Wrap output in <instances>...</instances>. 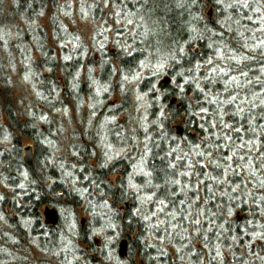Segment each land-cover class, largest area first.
I'll return each instance as SVG.
<instances>
[{
    "label": "trees",
    "instance_id": "16d2710c",
    "mask_svg": "<svg viewBox=\"0 0 264 264\" xmlns=\"http://www.w3.org/2000/svg\"><path fill=\"white\" fill-rule=\"evenodd\" d=\"M61 1L17 0L11 10L18 19L24 17L25 20L21 19L33 23L52 9L51 17L55 20L52 19L51 23L57 34L53 44H58L63 39L68 40L72 37V33L63 22L66 16L59 13L69 12L65 10L67 7L63 1L60 7ZM80 1L84 6L81 5L83 10H89L92 14L94 11L96 20L101 26L104 25V31L100 33L102 39L100 60L96 61L91 57L84 63L80 56L70 60H60L56 56V48L50 46L51 41L45 29L41 27L42 29L37 31L34 24L28 25L26 32H23V29L16 30L17 49H11L15 51V55L11 54L10 58L3 59L0 52V113L3 117L2 121L0 116V185L3 186L0 190V264H24V260L29 261L28 257L19 254L20 247L15 241L23 237L15 225L16 215L30 222L32 219L36 221L35 229L39 227V232L35 231L33 235L38 236L40 247L44 248L53 259L56 258L55 253H60L61 262L56 258L57 264H63L65 259L66 264H69L73 255L80 254L78 251L71 252V249H69L71 255L62 254L65 246L63 247L64 237L58 227L59 224L57 226L44 224L41 213V208L51 203L54 196L58 203L49 205L56 211L64 207L73 211L81 209L78 189L69 186V175L62 173L65 170L58 171L59 167L56 164L57 157L61 156H58L59 148H55V145L57 142L60 143L61 133L58 134L57 130H54L57 128L56 125L45 124L42 127L40 123L47 119L48 115H52L53 110L65 108L67 102L74 98L68 87L70 74L77 70L81 73L83 65L89 64V68H98L99 78L103 84L113 85L117 78L120 79L111 65L114 60L117 61L114 65L119 67L118 70L124 73V76L132 77L142 70L141 61L154 63L167 59L169 52L177 45H183L186 52L191 48L200 55L193 56L190 53L189 56L181 59L179 65L169 61V69L166 72L168 76L158 86L156 82L159 76L153 77L151 73L138 83L140 92L147 93L149 99L150 128L147 131L139 129L137 136L138 140L145 141L143 144L150 150L147 151L146 169L153 173L150 178L153 186H148L146 181L149 177L142 175L137 178L138 188L128 186L122 179H119V184L114 187L110 177L118 172L116 171L118 166L115 164L112 166L114 169L100 167L99 170L88 165L83 173L77 171L73 175L78 177L82 188L89 195L105 194L111 203L113 202L108 208L110 216L106 224L116 226V231L111 234L116 235L118 232L119 236L124 237L118 247L123 240H127L128 243L125 256L120 255L119 248L116 252L120 260L126 259L129 264H264V235H262L264 234V187L261 186V182L264 181V168L260 167L264 165V105L260 103L264 100V54H262L264 48L255 50L241 48L243 40L236 35L235 30L238 26L235 24H232V31H226L223 42L218 38L214 39L222 48L223 43H227L230 47L238 49L236 52L238 56L252 57L239 66L228 59H217L214 50L207 48L206 45L210 41L206 38L193 41L190 45L185 43L192 35L190 32L192 27L203 29L204 23L209 19V9L214 6V0ZM106 2L109 4V11L106 7L104 12ZM250 3L254 7L260 6L263 14L264 4L257 5L256 0H250ZM244 11L253 16L254 20L258 19L253 11ZM8 12L7 0H0L1 27L5 25L7 28L11 22L13 26L17 25ZM110 12L118 18V21L131 19L135 27L139 25L140 29L134 27V30L130 31L131 29L119 28L121 31L118 32L119 37H110L108 35L110 25L105 23ZM201 16L203 19H199ZM218 18L223 19L222 16ZM241 23L252 29V31L241 29L250 46L257 43V40L252 39L253 32L258 39H264V33L256 31L260 27L259 24L247 20H242ZM215 30L221 31L219 25L215 26ZM238 40L240 43H237ZM109 44L118 46L119 54L116 58L112 57L109 50H104ZM216 46L214 45V48ZM35 50H38L41 59H34ZM224 53L226 56L231 55L227 48H224ZM12 56L15 59L18 56L23 59L30 58L29 65L32 63L37 73L34 76L35 89L47 114L40 111L37 106L34 107L35 115L28 117L27 121H23L18 114L14 106L15 102L9 93V80L12 79L10 66L14 69L18 67L16 60L8 61ZM207 57L213 58V65L206 63ZM197 61L202 65L201 69L188 72V68L195 69ZM214 67L225 69L228 75L225 76L219 71L212 72L211 69ZM28 68L30 71L31 67ZM46 68L50 71L49 75L42 73ZM240 68L248 72L247 77L240 75ZM59 70L64 73L66 89L58 81L61 78L57 77ZM177 72H184L189 78L196 77L192 83L184 85V92H181L172 80L175 76L176 82L184 84L183 78L176 76ZM91 74L99 73L90 70ZM205 75H210L212 82L206 80ZM232 76L237 78L239 86L230 82ZM257 77L260 78L259 81ZM249 80L252 81L251 84L248 83ZM197 81L200 87L204 88V92L196 88ZM153 84L157 86L158 91L152 90ZM128 88L123 91L124 99L121 105L109 111V105L105 104L101 115L105 114L106 119L108 115L109 118L116 119L119 115L128 112L131 103ZM85 93L87 92L81 88L76 97H83ZM230 95H236L237 100L231 104L224 103ZM57 96L58 99L55 101ZM238 106L243 107L244 112L233 116ZM201 108H206L208 111L202 113ZM221 114L224 123L232 125L231 129L223 126ZM213 123L217 127H211ZM236 128H240L239 133L234 130ZM58 129L62 132L64 127L60 126ZM126 131L124 124L118 138L116 133L112 132V140L115 139L116 142L121 137V140L128 142L127 145L131 144L132 133L127 134ZM77 134L78 132L74 135ZM89 134L91 135L92 132ZM227 136L231 139H226ZM80 138L79 135L75 138L76 147L72 151L75 152L76 158L72 160L82 164L87 163L94 155L93 152H88L86 155L85 149L87 151L90 149L88 144L80 141ZM27 140L33 142V165L27 164L24 157V142ZM242 143L244 147H240ZM197 145L199 147H196ZM209 152L212 153L211 157L208 156ZM199 153H204V156L201 157ZM176 156H182L184 159L177 161ZM225 156H233V159L225 161ZM241 156L245 159L241 160ZM213 159L220 168H216L211 162ZM189 163L194 167H187ZM120 164L119 162L118 165ZM170 164H176L177 167L172 169L169 167ZM228 164H232V168H228ZM222 169H227V172ZM181 172H190L192 175L181 176L179 175ZM85 174L89 175L86 182L83 181ZM173 179H179L181 183L175 185L171 183ZM165 180L169 183L165 184ZM155 185L162 187L156 188ZM6 190H11L12 194L5 192ZM153 193L155 196L151 201L145 199ZM140 195H143V198ZM65 198L66 202L62 201ZM141 199H145V203H142ZM85 200L87 201V198ZM99 200L103 202V199ZM99 200H96V203ZM159 200L165 201L166 207L163 212L159 211L162 207ZM19 203H24L26 206H21ZM8 208L12 210L10 213ZM30 208L33 211L27 214L26 211ZM154 212L155 216L152 215ZM173 213L175 216L172 215ZM146 216L149 219H145ZM197 219L200 221L199 224L195 223ZM93 233L84 230L80 225L78 239L77 237L74 239L85 247L80 255L85 256H83L85 264H107L102 255L101 260L99 256H92L98 255V250L93 244L94 239L91 238ZM87 246L89 250L86 249ZM85 252L87 255L91 252V255L87 256ZM72 264L81 263L76 261Z\"/></svg>",
    "mask_w": 264,
    "mask_h": 264
},
{
    "label": "rangeland",
    "instance_id": "374dc122",
    "mask_svg": "<svg viewBox=\"0 0 264 264\" xmlns=\"http://www.w3.org/2000/svg\"><path fill=\"white\" fill-rule=\"evenodd\" d=\"M67 7L65 10H69L66 14L59 12L63 14L62 16L65 17V21L63 22L66 24V27L70 32L72 33V37L68 40L63 39L61 43L53 44L54 41L57 39V34H55L54 27L52 26L51 20H55V18L51 17L52 9L48 10L41 19L38 21H34L33 23H30L28 20L24 21V17H20L18 19L14 14L12 13L11 7L15 6V3L17 0H7L8 4V15L12 18H14V22L17 24L16 26H13L11 22V25L8 24L7 28L4 25V27H1L0 25V52L2 53L3 59L10 58V55H15V51L11 50L12 48L14 50L17 49V43H16V30L19 31V29H23V32H26L27 26H35V29L38 31L42 29L43 27L45 31L48 34L50 42V46L55 47L56 49V56L59 57L60 60H65V56H70L71 59L75 57H81L84 60V63L88 62V59L93 57L96 61L100 60L102 58V53L100 49L102 48V39H100V33H102L103 26L99 24V21L96 20V16L92 12H89V10H83L82 9V3L80 0H62ZM62 1L60 3V7L62 4ZM82 5V6H81ZM107 5V6H106ZM109 4L107 2L105 3V9L107 7V10L109 11ZM7 7V6H6ZM84 7V6H83ZM85 13L87 14L85 16ZM264 14V10H263ZM7 15V19H9ZM23 18V19H21ZM107 18V17H106ZM105 23L110 25L108 28L109 36L110 37H119L118 32H121L119 28L122 29H131L130 31L134 30L135 24L128 23L129 19H122L118 21V18L114 16L111 12L108 15V18L105 19ZM24 21V22H23ZM27 23V24H26ZM7 25V22H6ZM21 25V26H19ZM262 25H260L261 27ZM137 30L140 29L139 25H136L135 27ZM43 29V30H44ZM145 29V28H144ZM2 39V41H1ZM48 40V41H49ZM109 50L112 54V57H117L119 54V48L116 47L113 44L107 45L104 50ZM34 59H41V55L38 52V50H35L33 52ZM33 59V61H34ZM110 59V58H109ZM14 60L17 61L18 67L17 68H11L12 72V79L9 80V93L12 96V99L14 100L16 107V110L18 114L21 116L23 121H27L26 119L30 116L35 115V109L34 107L37 106L40 111H43V113L47 114V110H45L41 104V99L39 97V94L37 93L35 86L36 83L34 81V76L37 74L35 72L34 66L29 65L30 64V58H22L21 56H18L17 59H15L13 56L8 61L13 62ZM111 60V59H110ZM161 60H158L157 62L154 61V63H149L145 61V63L148 65L147 67L142 68L141 71H138L140 75L139 80H132L131 77H129L128 81H125L123 79L124 73H121L120 70H118V66L114 65L117 61H113L112 67H114V73L116 75H119L120 79H116L113 83V85H106L101 82L99 75L100 72H98V68H89L88 65H83L82 72L79 73L77 70L75 73L70 74L69 78V84L68 87L72 91V95L74 98L70 99L69 102H67V106L61 110H53V114L48 115L47 119H44L41 123L42 127H44L45 124L47 125H56L57 128L54 130L56 133L60 134V143L57 142L55 145V148H59V154L56 159V164L58 165V171L65 170L62 173L68 174V179H70L69 186L72 187V189L76 188L78 189V193L80 194L81 198V209H78L76 211H73L72 209L62 208L58 210L60 223H59V229L61 230V234L64 237L63 242V253L66 255H71L69 253V249H71V252L78 251L80 254L83 253L85 250V247L82 243H79L74 241V239L79 235L80 231V225L83 226L84 230H88L94 232L91 235V238L94 239V246L98 250V255H92L94 257L99 256L101 260V255L104 257V262L107 264H129L128 260H120L117 258L116 252L118 251V245L120 241L124 238L123 236H119L118 232L116 235L111 234L116 231V226H112L110 224L109 226L106 224V221H108V216H110V212L108 211L109 206L113 203H111V200L104 194L101 195L92 193L89 195L83 188L82 183L78 179L77 176L73 175L77 171L78 172H84L86 166L90 165L93 169L99 170L100 167H105L107 169H111L112 166L117 165L118 168H116L117 173L111 175V183H113L114 187H117L119 184V179L125 180L128 186L132 187L131 185H137V178L139 176H142L143 174L139 171V161L140 157L144 156V159L146 163L143 165L144 171H147L146 164L148 161L147 154L145 155L146 148L143 144L145 141L138 140V133L139 129H145L146 131L150 128V122H149V99L148 96L144 93L140 92L138 83L141 82L144 77L150 75H153V71H155V65L159 63ZM106 63V62H105ZM28 64V65H27ZM28 67L30 68V71ZM169 69V66L164 69V71L159 75V79H157V86L163 82L167 78V70ZM90 70L94 71V73H99L97 75H90ZM42 73L45 75L50 73L49 69L42 70ZM57 77H61L62 81L60 84L64 86V88H67V85L65 83L64 73H62L61 70H59ZM127 76V75H126ZM27 77V78H26ZM156 77V76H153ZM64 80V81H63ZM103 87H108V92L103 91ZM127 87L130 91V102L128 107V112L123 113L118 116V118H108L106 119L105 114H103V105H109V111H112L114 108H118L119 105H121L123 101V91ZM84 90L85 95L82 100L80 98H77L76 96L80 93V90ZM97 88H100V94H97ZM120 88V90H119ZM106 96H108L106 98ZM138 96H142L143 99H137ZM63 98V97H62ZM58 96L55 97V101H57ZM108 102V103H107ZM107 108V107H106ZM105 108V109H106ZM165 109V108H164ZM163 109V112H164ZM38 111V110H37ZM51 112V110L49 111ZM108 113V111H105V113ZM39 113V112H38ZM107 115V114H106ZM1 120L3 121V117L0 113ZM5 117V116H4ZM5 121V120H4ZM126 124V132L127 134L132 133L133 141L131 144H128L126 140H121L120 137L118 141L115 142L112 140V132L116 133V138L120 135V130L123 127V125ZM62 126L64 127V130L61 132L58 128ZM121 128H120V127ZM161 126V125H160ZM54 127V126H52ZM89 129H92L89 130ZM77 135H74L77 133ZM89 132H92L90 135ZM118 134V135H117ZM64 135V136H63ZM81 137L80 141H82L83 144H88V147L90 150L85 149V153L87 155L88 152H93L94 157L90 158V160L86 163L80 164L78 161L72 160V158H76L75 152L72 151L73 148L76 147L75 138L76 136ZM131 135V134H130ZM79 141V142H80ZM55 142V140H54ZM148 142V141H147ZM150 142V141H149ZM28 145H33V142L30 140H27L24 142V147ZM63 157V158H62ZM80 159V158H79ZM121 163L120 166L118 163ZM136 163L138 165L137 169H133L132 165ZM112 169H114L112 167ZM125 172V173H124ZM127 172V173H126ZM144 176V175H143ZM83 181L86 182L89 179V175L85 174ZM131 178V184L129 182V179ZM3 189V186L0 185V190ZM24 191H27L26 189H23ZM5 192H8L9 194H12L11 190H6ZM5 192H2L4 194ZM103 194V193H102ZM55 194H52L54 196ZM141 198H143V195H140ZM87 198V201L85 200ZM140 198V197H139ZM49 204L58 203L55 196L52 198ZM89 199V200H88ZM103 199V202L101 203L100 200L96 203V200ZM145 203V199H141ZM62 201L66 202V198ZM86 201V203H84ZM88 201H91L90 203H87ZM21 206H24V203H19ZM78 204V203H77ZM80 205V203H79ZM26 206V205H25ZM57 208V206L55 205ZM111 207V206H110ZM93 208V210H92ZM121 210L123 208H120ZM10 213L12 210L10 208L7 209ZM33 211L32 208L26 211V213L31 214ZM41 213L43 215L44 213V207L41 208ZM239 215L242 216L241 213ZM104 216V218H103ZM16 220V226L19 229V233L23 236L22 239L17 238L16 243L19 244L20 252L22 257L26 256L29 258V261L24 260V264H57V259L60 260V253H55L56 258L53 259V257L44 249L40 247L38 236H34L33 233L39 232V227L35 229V223L36 221L32 219V222L22 219L16 215L14 217ZM105 220V221H104ZM42 222H44V215L42 217ZM104 227H103V225ZM41 230V228H40ZM127 237V236H125ZM116 243V244H115ZM166 243V242H165ZM14 244V243H12ZM83 245V246H82ZM128 245V243H127ZM167 245V244H166ZM116 250V251H115ZM76 254L73 255L72 259L70 260L69 264H72L77 261V263L85 264L83 256ZM87 255V253L85 252ZM104 254V255H103ZM88 255H91V252L88 253ZM87 255V256H88ZM54 256V254H53ZM21 257V258H22ZM85 257V256H84ZM98 257V259H99ZM17 258V257H16ZM27 258V259H28ZM24 259V258H23ZM65 259V258H64ZM66 259L63 264H66ZM138 264V263H135Z\"/></svg>",
    "mask_w": 264,
    "mask_h": 264
},
{
    "label": "snow or ice",
    "instance_id": "6c2138e0",
    "mask_svg": "<svg viewBox=\"0 0 264 264\" xmlns=\"http://www.w3.org/2000/svg\"><path fill=\"white\" fill-rule=\"evenodd\" d=\"M195 2V0H194ZM257 5H262L264 4V0H256ZM107 6V5H106ZM244 10H251L254 13L257 14L258 19L254 20L253 16L248 15L246 11ZM81 11H83V8L81 9ZM261 7L260 6H256L254 7L252 5V3H250V0H214V6L213 8L209 9V19L204 23L203 29H198L196 27H192L190 29V32L192 33V35L189 37V40L186 41L185 43H188L189 45L191 44V42L196 41V40H204L205 38L210 41L209 43H207V48L208 49H213L214 50V54L216 56L217 59L219 60H231L234 61L237 66H239L241 63L248 61L250 59H252V57L248 56V55H237L236 52L238 51V49L232 48L230 47L227 43H223V48L220 47L217 44V40L214 38H218L220 42H223V38L227 32L232 31V24L237 25L238 27L236 28V35L240 38V40H243V43L241 44V48L243 49H251V50H255L256 48H264V39H258L255 36V32H253L252 35V39L257 40V43L255 45H249L247 43V38L245 37V33L244 31H241V29H245L247 31H252V29L248 28L247 25L242 24L241 21L242 20H247L250 21L254 24H259L262 25L261 27H258L256 29V31H259L261 33H264V14H261ZM42 14V13H41ZM87 14L85 13V16ZM223 17V19H219L218 17ZM235 17V19H234ZM199 19H203V17H199ZM128 23L131 24L133 23V21L131 19L128 20ZM211 25V26H209ZM219 25L221 31H216L215 30V26ZM207 34V35H206ZM237 43H240V41L238 40ZM214 45H217L214 48ZM224 48H227L229 50V52L231 53V55H225L224 53ZM190 53L193 56H198L200 55L199 52H195V50L191 49L189 50V52L185 51V47L183 45H177V47L173 50H171L168 54L167 59H162L159 63H157L155 65V71H153V76H159L165 68H167L169 66V61L174 62L175 65H179L181 63V59L189 56ZM264 54V53H262ZM129 55H131V53H129ZM65 60H70L71 57L70 56H65L64 57ZM206 63L208 65H213L214 61L212 57H207L206 58ZM148 65L145 63V61H141L140 62V67L144 68L147 67ZM202 65L200 64V62H196L195 64V69L193 68H188L187 71L188 72H194V71H198L199 69H201ZM212 72H221L223 73L225 76L228 75V72L225 71V69L223 68H212L211 69ZM240 75L247 77L248 72L244 71L243 68H240ZM176 76L182 77L184 80V84H180L178 82H176V77L174 76L172 78L173 82L176 83V87L180 89L181 92L185 91L184 85L185 84H190L192 83L194 80H196V77L193 76L191 78L185 76L184 72H177ZM27 78V77H26ZM123 79L125 81L129 80L128 76H124ZM132 80H139L140 79V75L139 73H135L132 75L131 77ZM205 79L209 80L210 82H212V78L210 75H205ZM257 80L259 81L260 78L257 77ZM230 82L232 83H237L238 85V81L237 78L235 76H232L230 78ZM249 84L252 83L251 80L248 81ZM239 86V85H238ZM196 88L200 91V92H204V88H201L198 81L196 82ZM152 90L153 91H158L159 89L157 88V86L155 84L152 85ZM97 94H100L101 89L97 88ZM103 91L104 92H108V87H103ZM145 95H147V93H145ZM137 99H143L142 96H138ZM237 100V96L236 95H230V98L228 100H226L224 103L226 104H231L233 102H235ZM215 102V101H212ZM261 105H264V100L260 101ZM253 106L255 107V103H253ZM200 111L203 112H207L208 109L206 108H201ZM244 112V108L243 107H239L237 108V112L233 113V116H237L240 113ZM161 115H163V113H161ZM221 123H223V126L225 128H232V125H229L227 123H224L223 121V114H221ZM211 127L215 128L217 127V125L215 123H213L211 125ZM237 133L240 132V128H236L234 129ZM226 139H231L230 136H227ZM249 143H251V141H249ZM245 145L242 143L240 145V147H244ZM196 147H199V145H197ZM219 147V146H218ZM146 148V152L145 155L147 154V151H150L147 149V145H145ZM175 151V150H173ZM171 155V153H170ZM186 155V154H185ZM199 155L201 157L204 156V153H199ZM235 155V153H233V156ZM208 156L211 157L212 153L209 152ZM233 156H225L224 159L225 161H231L233 159ZM175 159L177 161L183 160L184 157L182 156H176ZM241 160H244L245 158L243 156L240 157ZM213 164H215L216 168H220V165L218 163H215V159H213L211 161ZM146 163L144 156L140 157V161H139V171L145 176V177H149V179L146 181L148 186H153L152 185V181H151V177L153 175V173L151 171H144L143 165ZM251 163V162H250ZM133 169H137L138 165L136 163H134L132 165ZM170 168L175 169L177 167L176 164H170L169 165ZM187 167L189 168H193L194 165H192L191 163H189L187 165ZM228 168H232V164H228L227 165ZM260 167L264 168V165H260ZM222 171H224L225 173L227 172V169H222ZM203 175H207V173H201ZM179 175L181 176H191L192 173L190 172H181L179 173ZM129 182L131 184V178L129 179ZM169 183L168 180H165V184ZM171 183L175 184V185H179L181 183V181L179 179H173L171 180ZM133 188H138L139 186L137 185H131ZM261 186L264 187V181L261 182ZM22 187V186H21ZM154 187L156 188H161V185H155ZM237 187H239V185H237ZM235 191V189H233ZM183 191V189H182ZM153 196H155V193H153L150 196L145 197V199L151 201L153 199ZM181 203H184V201H181ZM159 204L162 206L159 211L163 212L164 208L166 207L165 205V201L164 200H159ZM138 211V210H137ZM153 216L156 215V213H152ZM173 216H175V214H172ZM145 219H149V217H145ZM196 224H199L200 221L197 219L195 221ZM264 235V234H262ZM217 255H219V252H217Z\"/></svg>",
    "mask_w": 264,
    "mask_h": 264
},
{
    "label": "flooded vegetation",
    "instance_id": "af4514ba",
    "mask_svg": "<svg viewBox=\"0 0 264 264\" xmlns=\"http://www.w3.org/2000/svg\"><path fill=\"white\" fill-rule=\"evenodd\" d=\"M25 149V148H24ZM34 157V156H33ZM33 159V158H32ZM33 165V164H31ZM51 211H53V213H51ZM52 214V215H51ZM44 224L48 225V226H57L60 222V218H59V213L58 211H56L53 207H50V205L46 204L44 206ZM87 250H89V247L87 246L86 248Z\"/></svg>",
    "mask_w": 264,
    "mask_h": 264
},
{
    "label": "water",
    "instance_id": "95a60500",
    "mask_svg": "<svg viewBox=\"0 0 264 264\" xmlns=\"http://www.w3.org/2000/svg\"><path fill=\"white\" fill-rule=\"evenodd\" d=\"M59 81H62V79L59 78ZM25 151H26V156H25L26 163L32 164V157H33L32 147L31 146L27 147ZM51 213H53V211H51ZM119 253L121 256L126 255V253H127V240H123V242L120 244Z\"/></svg>",
    "mask_w": 264,
    "mask_h": 264
}]
</instances>
